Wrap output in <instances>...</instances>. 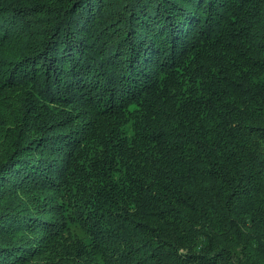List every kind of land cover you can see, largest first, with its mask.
Returning <instances> with one entry per match:
<instances>
[{"label": "trees", "instance_id": "1", "mask_svg": "<svg viewBox=\"0 0 264 264\" xmlns=\"http://www.w3.org/2000/svg\"><path fill=\"white\" fill-rule=\"evenodd\" d=\"M0 264H264V0H0Z\"/></svg>", "mask_w": 264, "mask_h": 264}]
</instances>
